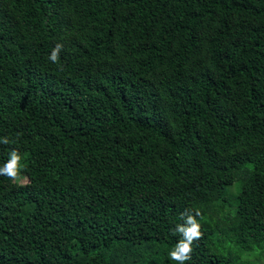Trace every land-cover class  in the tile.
Segmentation results:
<instances>
[{
    "label": "trees",
    "instance_id": "16d2710c",
    "mask_svg": "<svg viewBox=\"0 0 264 264\" xmlns=\"http://www.w3.org/2000/svg\"><path fill=\"white\" fill-rule=\"evenodd\" d=\"M3 138L0 264L264 259V0H0Z\"/></svg>",
    "mask_w": 264,
    "mask_h": 264
},
{
    "label": "clouds",
    "instance_id": "9594fccd",
    "mask_svg": "<svg viewBox=\"0 0 264 264\" xmlns=\"http://www.w3.org/2000/svg\"><path fill=\"white\" fill-rule=\"evenodd\" d=\"M61 50L62 45H57L52 50L49 56V60L52 63L58 62ZM0 142L8 144L9 140L3 138ZM21 159V155L16 150H13L10 153L8 161L0 167V176H6L18 186H23L27 183V177L21 175ZM197 215H199V213H197ZM182 218H184L183 215ZM176 231L181 234L182 239L176 244L174 250L169 253V256L171 260L178 262V264H185V261L191 259L193 242L202 238L203 233L201 231V225L197 222L195 216L187 215L185 223L183 225H178Z\"/></svg>",
    "mask_w": 264,
    "mask_h": 264
},
{
    "label": "rangeland",
    "instance_id": "374dc122",
    "mask_svg": "<svg viewBox=\"0 0 264 264\" xmlns=\"http://www.w3.org/2000/svg\"><path fill=\"white\" fill-rule=\"evenodd\" d=\"M244 179L239 178L238 181L230 188V195H229V205L228 208L226 209V212L229 213H233L235 211V207H236V196L237 193L241 190V187L243 185ZM217 242V241H215ZM219 243H216L215 245H218ZM229 244H225L223 247L219 248V250L222 252L223 255H225L226 257L229 255L230 251L226 250V248L228 247ZM226 250V251H225ZM234 255H237V253L235 251H232ZM255 255H259L258 252H254ZM238 258H240V264H264V259H257L256 257L253 258H242L240 256H237ZM237 258V259H238Z\"/></svg>",
    "mask_w": 264,
    "mask_h": 264
}]
</instances>
